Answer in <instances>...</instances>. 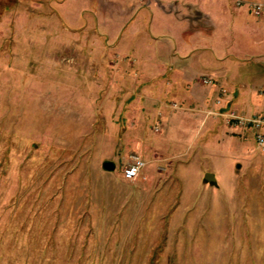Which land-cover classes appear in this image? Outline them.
Instances as JSON below:
<instances>
[{
  "label": "rangeland",
  "instance_id": "rangeland-1",
  "mask_svg": "<svg viewBox=\"0 0 264 264\" xmlns=\"http://www.w3.org/2000/svg\"><path fill=\"white\" fill-rule=\"evenodd\" d=\"M234 1L219 0L225 15L237 7ZM29 2L34 1L0 0L4 264L23 263L26 234L40 229V218L48 215L91 217L89 226L97 232L104 230L106 218L109 222L108 217H115L112 227L119 239L111 237L108 243L114 249L128 248L120 251L123 264H264V157L250 131L224 118V137L219 132L209 144L199 143L200 138L191 144L187 172L175 173L174 162L158 161L146 163L155 176L144 178L139 172L138 178L123 179L121 169L132 153L120 142L122 129L110 126L120 123L117 109L104 102L112 75L97 77L100 64L90 54L97 55V50L74 47V33L57 23L54 10L49 6L48 15H36ZM103 11L112 12L109 5ZM229 19L223 17L224 27ZM236 20L230 29H222L221 39L229 43L226 68L228 75L241 70L237 81L247 83L242 75L249 74L251 65L259 69L249 64L260 48L252 44L255 34L246 28L251 24L245 27ZM100 35L91 33L97 41L103 39ZM246 52L249 57H244ZM94 87L97 95H89ZM244 109V115L258 112L252 105ZM103 161L113 162V169H103ZM198 164L215 172V185L208 188L196 180ZM58 200L80 203L66 207ZM135 226L141 230L126 240L124 235ZM119 260L114 255L112 263Z\"/></svg>",
  "mask_w": 264,
  "mask_h": 264
},
{
  "label": "crops",
  "instance_id": "crops-1",
  "mask_svg": "<svg viewBox=\"0 0 264 264\" xmlns=\"http://www.w3.org/2000/svg\"><path fill=\"white\" fill-rule=\"evenodd\" d=\"M33 1L29 5L37 10L31 9V13L48 15L49 6L54 10L57 23L74 33V47L97 50V55L90 51L95 65H112L108 70L100 65L95 68L97 77L105 72L112 75L104 102L117 109L120 123L117 120L110 126L122 129L119 138L125 152L131 151L144 161L140 170L144 178L155 176L151 169L146 170V163L158 161L174 162L175 173H185L186 168L187 172L191 158L186 153L196 139L209 144L219 132L224 137L225 110L245 114L244 107L252 105L258 113H264V10L256 16L249 8L250 3L264 5V0H235L237 7L227 10L226 15L219 0H47L46 7V0ZM106 5L112 10L109 15L103 11ZM105 15L108 18H103ZM225 16L230 17L226 21L229 29L232 19L245 27L251 24L246 28L255 34L252 44L260 48L249 64L259 69L251 65L249 74L242 75L247 83L237 81L241 70L236 72L235 68L232 75L227 72L225 49L229 43L221 39ZM252 17L254 21L247 22ZM95 32L103 35L99 42L91 36ZM240 45L244 47L245 43ZM248 55L244 53V57ZM204 78L210 82L204 83ZM90 90L89 95H97L96 87ZM243 129L251 133L249 128ZM198 166L196 180L205 182V172L215 178L214 171ZM212 185L215 181L205 186ZM78 203L58 200V205L66 207L77 208ZM106 219L104 230L97 232L89 226L91 217H41L43 226L26 234L22 264H114V255L120 257L117 264H123L120 251L128 248L111 247L108 241L111 237L119 239V235L112 227L115 217H108L109 222ZM141 221L140 216L134 223ZM140 230L133 227L125 239ZM97 240L101 242L97 244ZM3 261L0 251V264ZM12 261L15 259L9 263Z\"/></svg>",
  "mask_w": 264,
  "mask_h": 264
},
{
  "label": "built area",
  "instance_id": "built-area-1",
  "mask_svg": "<svg viewBox=\"0 0 264 264\" xmlns=\"http://www.w3.org/2000/svg\"><path fill=\"white\" fill-rule=\"evenodd\" d=\"M249 8L251 12L258 16L263 10L264 5L255 2L250 3ZM204 83L210 82V79H202ZM264 95V89L261 91ZM226 121H231L234 126L240 128H249L252 133L253 141L255 144L256 151L264 157V113H250L249 115H244L242 113H235L234 111H228L224 114ZM144 166V161L136 154L129 155V161L121 169V177L125 180H133L136 178Z\"/></svg>",
  "mask_w": 264,
  "mask_h": 264
},
{
  "label": "water",
  "instance_id": "water-1",
  "mask_svg": "<svg viewBox=\"0 0 264 264\" xmlns=\"http://www.w3.org/2000/svg\"><path fill=\"white\" fill-rule=\"evenodd\" d=\"M101 167H102L103 169L109 171V170H112V168H113V164H112L110 161H103V162L101 163ZM203 180H204L205 182H207V183L212 184V183H214V176H213V174H212L211 172H205V173L203 174Z\"/></svg>",
  "mask_w": 264,
  "mask_h": 264
}]
</instances>
